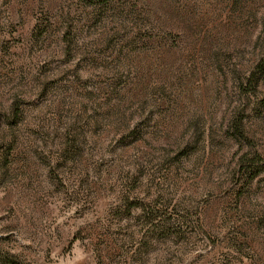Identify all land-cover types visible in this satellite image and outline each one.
Returning a JSON list of instances; mask_svg holds the SVG:
<instances>
[{"label": "rangeland", "instance_id": "rangeland-1", "mask_svg": "<svg viewBox=\"0 0 264 264\" xmlns=\"http://www.w3.org/2000/svg\"><path fill=\"white\" fill-rule=\"evenodd\" d=\"M263 39L264 0H0V264H264Z\"/></svg>", "mask_w": 264, "mask_h": 264}, {"label": "trees", "instance_id": "trees-1", "mask_svg": "<svg viewBox=\"0 0 264 264\" xmlns=\"http://www.w3.org/2000/svg\"><path fill=\"white\" fill-rule=\"evenodd\" d=\"M106 1H110V0H106ZM253 72H255L257 74L264 73V39L262 40L261 50H260L259 56L253 64L252 72L250 74L248 82H250L251 79H254V77L258 76V75H255ZM258 82H259L258 80L254 81V89L258 85Z\"/></svg>", "mask_w": 264, "mask_h": 264}]
</instances>
